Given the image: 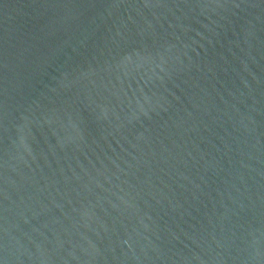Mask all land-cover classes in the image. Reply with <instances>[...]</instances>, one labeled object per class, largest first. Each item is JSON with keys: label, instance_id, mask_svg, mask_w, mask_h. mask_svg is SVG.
I'll return each mask as SVG.
<instances>
[{"label": "water", "instance_id": "95a60500", "mask_svg": "<svg viewBox=\"0 0 264 264\" xmlns=\"http://www.w3.org/2000/svg\"><path fill=\"white\" fill-rule=\"evenodd\" d=\"M0 264H264V0H0Z\"/></svg>", "mask_w": 264, "mask_h": 264}]
</instances>
